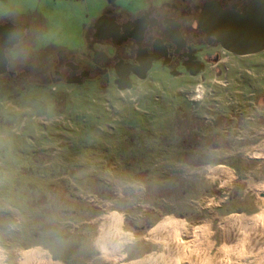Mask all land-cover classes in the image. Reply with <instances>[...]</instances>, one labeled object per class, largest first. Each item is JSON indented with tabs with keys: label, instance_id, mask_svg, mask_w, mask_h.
<instances>
[{
	"label": "rangeland",
	"instance_id": "rangeland-1",
	"mask_svg": "<svg viewBox=\"0 0 264 264\" xmlns=\"http://www.w3.org/2000/svg\"><path fill=\"white\" fill-rule=\"evenodd\" d=\"M103 3L0 0V22L33 26L9 52L11 70L45 72L24 89L0 80V264L32 249L53 264H130L159 251L147 235L164 220L184 225L183 241L208 228L218 247L224 219L261 212L264 52L222 54L196 76L157 63L125 91L103 56L82 84L51 82L57 60L81 54ZM219 167L232 177H210ZM109 214L132 237L115 262L96 246Z\"/></svg>",
	"mask_w": 264,
	"mask_h": 264
},
{
	"label": "flooded vegetation",
	"instance_id": "flooded-vegetation-1",
	"mask_svg": "<svg viewBox=\"0 0 264 264\" xmlns=\"http://www.w3.org/2000/svg\"><path fill=\"white\" fill-rule=\"evenodd\" d=\"M20 24L30 27L26 38L33 26L29 22ZM86 27H91L87 32L88 36L91 31V37L86 36L81 54L70 56L67 63L58 61L51 82L91 78L98 72L97 59L101 56L108 59V69L115 77L119 62L135 65L144 54L161 57L153 65L161 64L178 74L176 70L182 69L190 76L205 71L209 62L219 64L222 54L246 57L229 50L244 49L236 43L221 42L219 29L236 32L243 27H264V0H148L137 9L111 6ZM85 62L92 69L82 64ZM133 78L138 74L132 72L131 81Z\"/></svg>",
	"mask_w": 264,
	"mask_h": 264
},
{
	"label": "bare ground",
	"instance_id": "bare-ground-1",
	"mask_svg": "<svg viewBox=\"0 0 264 264\" xmlns=\"http://www.w3.org/2000/svg\"><path fill=\"white\" fill-rule=\"evenodd\" d=\"M208 174L225 180L233 175L222 167L212 168ZM260 191L261 212L246 219L237 216L224 219L220 223L222 234L218 247L211 241L208 228L196 229L190 241H183L184 225L164 220L147 235V239L159 246V251L130 264H264V186ZM121 227V219L114 214L106 215L100 221L96 246L108 261L122 260L124 247L132 241ZM19 263L53 264L50 256L38 249L21 253Z\"/></svg>",
	"mask_w": 264,
	"mask_h": 264
},
{
	"label": "water",
	"instance_id": "water-1",
	"mask_svg": "<svg viewBox=\"0 0 264 264\" xmlns=\"http://www.w3.org/2000/svg\"><path fill=\"white\" fill-rule=\"evenodd\" d=\"M29 26L25 24L6 23L0 25V76L10 74L9 58L7 52L14 49L26 36ZM235 31L219 29V37L221 42L236 43L242 50H231L238 56H250L264 51V27H243ZM226 46V45H225ZM228 48V47H226ZM161 57L144 54L143 60H138L137 64H126L119 62L116 67L115 84L121 91L130 90L133 88V83L130 79V74L133 72L138 74V78L144 80L147 78L148 72L151 70L154 61L160 60ZM199 72L201 69L198 70ZM172 75H178L176 72H171ZM67 83L82 84L81 81L69 79Z\"/></svg>",
	"mask_w": 264,
	"mask_h": 264
},
{
	"label": "trees",
	"instance_id": "trees-1",
	"mask_svg": "<svg viewBox=\"0 0 264 264\" xmlns=\"http://www.w3.org/2000/svg\"><path fill=\"white\" fill-rule=\"evenodd\" d=\"M66 54H67L66 52L59 50V51H57L56 58L63 57ZM56 60H55V64H56ZM57 61H59V60H57ZM9 71L11 72V75L10 74L2 75V76H0V80L2 78L4 79L7 77L8 80L13 84L12 86L21 87V89H24L25 86L31 85V84L42 85V84L38 83L39 82L38 80L40 79V77L45 76V72H43V70L40 68V66L38 64L37 65H25V64L23 65V64H21V62H19L17 68H13L12 70L10 68ZM30 75H33L35 77H33V79L32 78L30 79L29 78ZM54 76H55V74H54ZM29 81H33L35 83H26ZM60 83H62V82H60ZM12 86H10V87H12Z\"/></svg>",
	"mask_w": 264,
	"mask_h": 264
},
{
	"label": "crops",
	"instance_id": "crops-1",
	"mask_svg": "<svg viewBox=\"0 0 264 264\" xmlns=\"http://www.w3.org/2000/svg\"><path fill=\"white\" fill-rule=\"evenodd\" d=\"M103 1L104 3L100 11L98 12V14H100L102 11H104L105 9L111 6H114L115 8H120V9H137L145 5L148 0H128L129 3L127 5L118 4V2L116 3L111 2L112 0H103ZM24 22H27V21H24Z\"/></svg>",
	"mask_w": 264,
	"mask_h": 264
}]
</instances>
